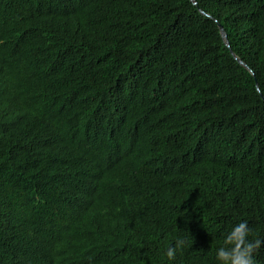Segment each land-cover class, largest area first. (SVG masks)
Returning a JSON list of instances; mask_svg holds the SVG:
<instances>
[{
  "label": "trees",
  "instance_id": "16d2710c",
  "mask_svg": "<svg viewBox=\"0 0 264 264\" xmlns=\"http://www.w3.org/2000/svg\"><path fill=\"white\" fill-rule=\"evenodd\" d=\"M241 222L264 264V0H0V264H225Z\"/></svg>",
  "mask_w": 264,
  "mask_h": 264
},
{
  "label": "clouds",
  "instance_id": "9594fccd",
  "mask_svg": "<svg viewBox=\"0 0 264 264\" xmlns=\"http://www.w3.org/2000/svg\"><path fill=\"white\" fill-rule=\"evenodd\" d=\"M249 227L246 222L236 225L226 237L225 243L233 245L232 248H220L217 251V258L225 264H254L253 253L259 249L261 241L250 242L246 239L249 234ZM183 241H178V246ZM176 249L170 247L167 251L168 257L174 258Z\"/></svg>",
  "mask_w": 264,
  "mask_h": 264
},
{
  "label": "water",
  "instance_id": "95a60500",
  "mask_svg": "<svg viewBox=\"0 0 264 264\" xmlns=\"http://www.w3.org/2000/svg\"><path fill=\"white\" fill-rule=\"evenodd\" d=\"M219 28H220L221 35H222V37H223L226 45L230 48L227 33L225 32L224 28L221 25H219ZM230 51L232 52L231 49H230ZM232 54L234 55L233 52H232ZM234 57L239 61V63H241L244 67H246L247 69H249L248 66L244 62H242L240 59H238L236 57V55H234Z\"/></svg>",
  "mask_w": 264,
  "mask_h": 264
}]
</instances>
